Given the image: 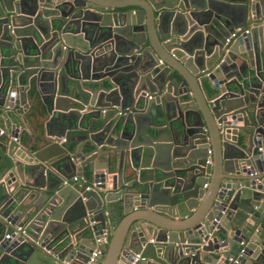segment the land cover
<instances>
[{
    "label": "water",
    "instance_id": "obj_1",
    "mask_svg": "<svg viewBox=\"0 0 264 264\" xmlns=\"http://www.w3.org/2000/svg\"><path fill=\"white\" fill-rule=\"evenodd\" d=\"M263 17L264 0H0V264H264Z\"/></svg>",
    "mask_w": 264,
    "mask_h": 264
},
{
    "label": "crops",
    "instance_id": "obj_2",
    "mask_svg": "<svg viewBox=\"0 0 264 264\" xmlns=\"http://www.w3.org/2000/svg\"><path fill=\"white\" fill-rule=\"evenodd\" d=\"M139 8L140 7L138 5H128V6H124V7H121V8L115 7V8L112 9V11L131 10V9H139ZM263 20H264V17L262 18L261 22H263ZM9 63H10L9 61L4 60V61H2V63L0 62V67H1V65H3V67H4V65H8ZM245 82H248V80L245 79ZM26 86L27 85H26V82L25 81H22L20 83V85L19 84L16 85V87H18L20 89L19 92H16V96L19 95V99L20 100L23 99V97L21 96V93L20 92H23V91L25 92L27 90V87ZM31 86H33V88H32V94L33 95H32V97L30 96L31 99L28 100V103H26L25 108L21 111V114H20L21 115L22 122L24 124H28L29 127H30V129H31V131H29L24 125L23 126H20V127H18V133L20 134V136L27 135L29 137V136H33L34 135V133H35L36 130L34 129L33 123H31L30 121L27 120L28 113H29V109H30L31 105H34L35 108H36V111H38L40 109V106L43 105L42 104V99H41V97H40V95L38 93V90L36 88V82H35V80L32 81ZM21 88H23V90ZM231 88L236 89V86L234 84H231ZM25 97L26 96H24V98ZM27 98H29V97H27ZM40 103H41V105H40ZM90 108L91 107H88L87 109H90ZM14 110L16 112H19L20 107L18 105H15L14 106ZM126 112H128V110H123L122 111L123 114H125ZM7 127H8V123L6 121H4L2 123V125H1V127H0V130H4L5 131ZM42 132H43V128H42ZM6 137L7 136L5 134H0V142L1 143H6ZM24 144L27 145L28 143L24 142ZM0 156L7 158V155L1 152V147H0ZM111 158H112V160L110 162V164H111V170L112 171H115L116 170V166H117V159L115 157H111ZM23 159L24 158H21L19 160L25 161ZM131 176H132V174L130 173V171L129 170H126V172L124 173V179H127L128 180ZM88 183H90V182H88ZM106 188H107L106 191L113 190L112 189V180L109 177L107 178ZM263 226H264V216H263V219L259 221L257 227L258 228H262ZM0 235L2 236V233ZM209 261L214 262L213 264H222V256L219 257V258H217V260H214L213 259V260H209Z\"/></svg>",
    "mask_w": 264,
    "mask_h": 264
},
{
    "label": "built area",
    "instance_id": "obj_3",
    "mask_svg": "<svg viewBox=\"0 0 264 264\" xmlns=\"http://www.w3.org/2000/svg\"><path fill=\"white\" fill-rule=\"evenodd\" d=\"M264 24V20L262 22ZM249 32V28L248 27H245V28H236L229 36V38H227V41H229L230 39H233V38H237V37H240V36H244L245 34H247ZM148 97H150V95H148ZM119 114L122 113L121 111L118 112ZM0 134H4V130H0ZM14 140L17 139V137H14L13 138ZM61 142L65 141V138L62 137L60 139ZM260 149V148H259ZM81 180L80 177L78 176H74L72 178V181L73 182H79ZM101 184V181L100 180H96V181H92L90 183L86 182L85 183V189H91V188H96L97 186H99ZM15 230H16V233L18 232H22L23 231V228L21 226H16L15 227ZM5 237H9V234H5ZM109 237H110V234H109V230L107 228L105 229H101L100 230V234L97 236V238L95 239V242L97 244V249L95 251H93L92 253V257H91V260L93 259L94 256L100 254L101 252V249L99 248V245H107L108 244V241H109ZM240 246H243L244 245V241H240ZM242 251L243 249L240 248L239 251L237 252V255H241L242 254ZM136 258H138V254H136ZM229 261L231 263H234L236 262V257H229Z\"/></svg>",
    "mask_w": 264,
    "mask_h": 264
},
{
    "label": "trees",
    "instance_id": "obj_4",
    "mask_svg": "<svg viewBox=\"0 0 264 264\" xmlns=\"http://www.w3.org/2000/svg\"><path fill=\"white\" fill-rule=\"evenodd\" d=\"M32 91H31V96H32ZM35 117H36V108L34 105H31L30 109H29V113H28V118L30 119L31 122H33L34 125L37 126V124L34 122L35 121ZM38 127V126H37ZM41 132V131H40ZM36 139L38 140V137H39V133H38V130L35 131L34 135L33 136H26V135H23V138H24V141L26 143H29L30 139Z\"/></svg>",
    "mask_w": 264,
    "mask_h": 264
}]
</instances>
